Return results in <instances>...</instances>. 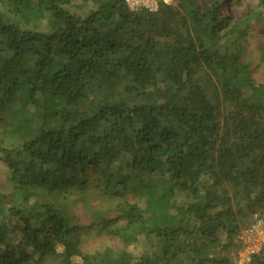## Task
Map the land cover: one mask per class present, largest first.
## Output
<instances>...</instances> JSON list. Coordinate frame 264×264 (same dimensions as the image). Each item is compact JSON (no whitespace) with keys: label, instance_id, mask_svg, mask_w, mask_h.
<instances>
[{"label":"trees","instance_id":"16d2710c","mask_svg":"<svg viewBox=\"0 0 264 264\" xmlns=\"http://www.w3.org/2000/svg\"><path fill=\"white\" fill-rule=\"evenodd\" d=\"M80 1L0 0V264H233L264 212V84L239 57L264 0Z\"/></svg>","mask_w":264,"mask_h":264},{"label":"rangeland","instance_id":"374dc122","mask_svg":"<svg viewBox=\"0 0 264 264\" xmlns=\"http://www.w3.org/2000/svg\"><path fill=\"white\" fill-rule=\"evenodd\" d=\"M201 1V0H195ZM237 0H224L221 6L222 12L229 11L234 19L242 18L248 10L258 9L257 0H245L239 5ZM73 5L78 12H86L87 8L80 0H73ZM264 14V13H263ZM240 59L247 64L248 68L252 70V79L258 84H264V15L260 22L255 24L247 39L245 50L239 55ZM0 192L10 194L13 192V184L9 180L7 165L0 154ZM81 223L87 225L89 219L85 216L80 207L75 210ZM82 249L85 252L94 251L103 247L113 246L118 247L119 241H114L109 237H98L91 233L82 237ZM236 254V253H235ZM234 254V255H235Z\"/></svg>","mask_w":264,"mask_h":264},{"label":"built area","instance_id":"2783aa9c","mask_svg":"<svg viewBox=\"0 0 264 264\" xmlns=\"http://www.w3.org/2000/svg\"><path fill=\"white\" fill-rule=\"evenodd\" d=\"M173 0H127L131 11H156L159 4L170 5ZM239 249L233 257V264H250L252 258L264 249V212L252 216L249 224L239 233Z\"/></svg>","mask_w":264,"mask_h":264}]
</instances>
